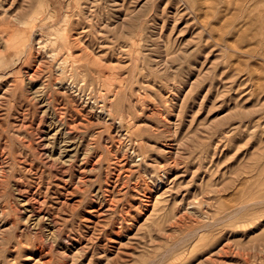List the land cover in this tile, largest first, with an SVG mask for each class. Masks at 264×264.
<instances>
[{
	"label": "rangeland",
	"instance_id": "obj_1",
	"mask_svg": "<svg viewBox=\"0 0 264 264\" xmlns=\"http://www.w3.org/2000/svg\"><path fill=\"white\" fill-rule=\"evenodd\" d=\"M0 264H264V0H0Z\"/></svg>",
	"mask_w": 264,
	"mask_h": 264
},
{
	"label": "bare ground",
	"instance_id": "obj_2",
	"mask_svg": "<svg viewBox=\"0 0 264 264\" xmlns=\"http://www.w3.org/2000/svg\"><path fill=\"white\" fill-rule=\"evenodd\" d=\"M92 3V2H91ZM16 23H18V22H16ZM73 23H74V21H73ZM18 25H19V23H18ZM38 29V28H37ZM40 30L42 29V28H39ZM37 31V30H36ZM42 31V30H41ZM7 36V35H6ZM13 38H15L16 39V41H15V44L17 45V47L18 48H21V46H22V44L24 43V42H26L27 41V38H26V36L23 34V33H20V32H15L14 34H13ZM38 38V37H37ZM41 39H42V41H41ZM51 39H53V38H51L50 37V35H46L45 37H40V42H42L43 43V45H48L52 40ZM14 40V39H13ZM15 44H13L14 46H16ZM53 53V52H52ZM49 54V53H48ZM52 55V54H51ZM75 68V67H74ZM67 69V68H66ZM79 69V68H78ZM81 69H83V68H81ZM91 70H92V68H91ZM63 71H64V68H63ZM68 71V70H67ZM70 71V70H69ZM81 71V70H80ZM88 71H89V69H88ZM84 73H86L85 71H83ZM82 72V73H83ZM102 72V71H101ZM104 72V71H103ZM72 73V72H71ZM70 74V73H69ZM81 74V72L79 73V75ZM78 74H76V77H78L79 76ZM84 75V74H83ZM86 75V74H85ZM104 75H106V74H104ZM69 76H71V75H69ZM85 77V76H84ZM68 78V77H67ZM72 78V77H71ZM74 79V78H73ZM99 79V78H98ZM101 79V78H100ZM72 80V79H71ZM70 81V80H69ZM102 82V81H101ZM27 83V82H26ZM101 84H104V83H101ZM29 87V86H28ZM31 90V89H30ZM33 95V94H32ZM11 148V147H10ZM2 152V151H1ZM2 154V153H1ZM3 156V155H2ZM9 157V156H8ZM3 159V158H2ZM12 160V159H11ZM10 161V160H9ZM3 168V167H2ZM3 170V169H2Z\"/></svg>",
	"mask_w": 264,
	"mask_h": 264
}]
</instances>
